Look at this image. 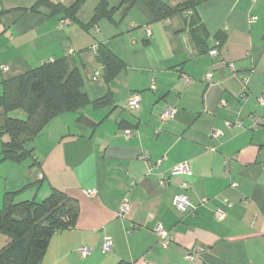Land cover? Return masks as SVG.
<instances>
[{"label":"crops","instance_id":"0c3cea01","mask_svg":"<svg viewBox=\"0 0 264 264\" xmlns=\"http://www.w3.org/2000/svg\"><path fill=\"white\" fill-rule=\"evenodd\" d=\"M37 1L0 0V67H8L0 68V96L6 79L62 57L79 68L90 100L111 96L105 106L50 116L21 162L2 160L0 134V207L5 193L41 201L52 189L78 202L74 225L50 236L39 264H264V125L254 123L264 119V0H206L164 19L137 1L115 21L87 26L97 0H84L81 23L31 9ZM98 45L121 62L107 81ZM132 93L140 96L134 112L125 107ZM168 107L174 116L162 119ZM8 115L24 119L19 110ZM182 162L191 174H172ZM181 191L186 212L172 204ZM158 224L172 237L166 249Z\"/></svg>","mask_w":264,"mask_h":264},{"label":"trees","instance_id":"16d2710c","mask_svg":"<svg viewBox=\"0 0 264 264\" xmlns=\"http://www.w3.org/2000/svg\"><path fill=\"white\" fill-rule=\"evenodd\" d=\"M137 1L144 2L155 19H164L176 12H191L206 0H182L175 5L161 0H121L116 7L97 0L87 23L77 18L84 0H75L69 5L39 0L31 9L44 7L49 14H61L87 26L102 18L115 21ZM95 52L107 81L120 68L121 62L103 45H98ZM83 85L82 74L70 57L44 62L6 79L0 96V134L7 136L2 144V160L21 162L29 157L31 151L27 143L41 132L50 116L79 110L89 104L99 107L111 102L109 93L90 100ZM14 110H23L26 118L9 116ZM77 217V200L60 190L52 189L41 201L14 202L12 194L5 193L0 207V264H39L50 236L72 227Z\"/></svg>","mask_w":264,"mask_h":264},{"label":"built area","instance_id":"2783aa9c","mask_svg":"<svg viewBox=\"0 0 264 264\" xmlns=\"http://www.w3.org/2000/svg\"><path fill=\"white\" fill-rule=\"evenodd\" d=\"M65 22V20L63 21ZM147 34L149 35V31L147 30ZM217 54V51L215 49H212L210 50V55L211 56H215ZM1 70L2 71H6L8 69V67L6 65H2L1 67ZM211 73H207L206 74V80L207 81H210L211 80ZM182 80L185 82V83H189L190 82V79L186 76H182ZM259 102L261 104H264V98H260L259 99ZM125 107L131 111V112H134V111H137L140 107V96L138 93H132L130 95V97L128 98L127 102H126V105ZM174 113H175V109L172 108V107H168L166 108L162 114H161V118L162 119H167V118H170V117H173L174 116ZM255 125H258V124H263L264 125V119L262 120H255ZM125 135L128 137L130 136V131L129 130H126L125 131ZM212 136H217L218 135V132L217 131H213L211 133ZM171 173L176 175V174H181V175H190L191 174V170H190V167L189 165L186 163V162H182V163H179L177 165H175L172 169H171ZM166 179H160L159 180V183L161 186H165L166 185ZM232 186H235L236 183L235 182H232L231 183ZM181 188L182 190H184L186 188V183H182L181 184ZM86 193L88 195H93L95 194V191L94 190H87ZM172 204L173 206L176 208V210H178L179 212H186L188 210V208L190 207V203H189V200H188V197L187 195L181 191L180 193H178L177 195L174 196L173 198V201H172ZM130 210V203L127 201V200H124L121 205H120V208H119V211H118V216L119 217H125V215L128 213V211ZM224 211L221 210V209H218L216 212H215V217L216 219L220 220L224 217ZM155 232L158 236V243L160 244V246L164 249H166L169 244L172 242V237L169 235L168 231H166L161 225H156L155 227ZM100 249L103 253H108L112 250V240L109 236H104L103 237V240L101 242V245H100ZM80 254L82 256H86L89 252H90V249L87 248V247H82L80 250H79ZM187 257L191 260H193L194 258V250L193 251H190L187 255Z\"/></svg>","mask_w":264,"mask_h":264},{"label":"rangeland","instance_id":"374dc122","mask_svg":"<svg viewBox=\"0 0 264 264\" xmlns=\"http://www.w3.org/2000/svg\"><path fill=\"white\" fill-rule=\"evenodd\" d=\"M20 114H21V118H26V114L23 110H19ZM2 237V236H0ZM1 239V238H0ZM1 241V240H0Z\"/></svg>","mask_w":264,"mask_h":264}]
</instances>
